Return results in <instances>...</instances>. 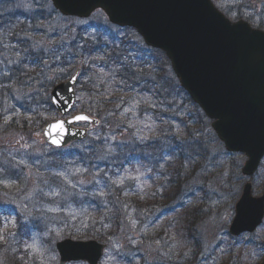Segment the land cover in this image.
I'll use <instances>...</instances> for the list:
<instances>
[{
  "label": "rangeland",
  "instance_id": "rangeland-1",
  "mask_svg": "<svg viewBox=\"0 0 264 264\" xmlns=\"http://www.w3.org/2000/svg\"><path fill=\"white\" fill-rule=\"evenodd\" d=\"M213 2L229 19L244 18L264 30V0ZM53 9L49 0H0V15L30 14L35 35L31 37L28 22L21 32L0 28V82L3 71L10 72L28 53L43 68L38 71L34 65L35 75L24 76L20 83L14 76L12 84H0V173H15L0 175V264H7L9 251L20 264H59L55 243L66 237L87 239L78 237L86 232L107 236L99 264H264V220L252 234L231 238L227 233L245 181L240 170L246 157L227 153L211 121L177 91L179 83L166 56L148 48L133 31L116 29L101 11L80 19ZM20 21L14 19L16 26ZM86 24L99 25L103 40L105 33L116 36L122 43L121 60L152 71L147 76L157 88L136 93V98L122 91L116 98L109 96L115 113L101 115L97 126L79 124L88 129L85 140L54 148L41 137L45 123L37 126L38 118H59L46 106L52 84L62 76L57 75L55 51L75 41L78 27ZM26 40L29 48L21 47ZM123 45L130 47L128 52H120ZM42 57L47 60L39 65ZM80 87L72 113L87 102ZM20 115L27 119L24 129L17 124ZM171 170L176 194L167 202L168 185L161 181ZM251 182L253 194L260 195L264 157ZM133 194L145 203H166L138 210L130 205ZM117 219L119 231L107 235Z\"/></svg>",
  "mask_w": 264,
  "mask_h": 264
},
{
  "label": "water",
  "instance_id": "water-1",
  "mask_svg": "<svg viewBox=\"0 0 264 264\" xmlns=\"http://www.w3.org/2000/svg\"><path fill=\"white\" fill-rule=\"evenodd\" d=\"M65 16L88 17L101 9L108 21L136 29L144 43L164 51L180 86L211 119L225 149L242 152L244 175H252L264 154V31L247 21L229 20L211 0H50ZM79 69L50 91V102L61 116L42 129L45 143L63 147L84 139L79 122L96 124L86 113L64 118L75 101ZM87 116V121L74 117ZM58 142V143H54ZM264 216V193L252 196L247 182L235 204L229 227L238 235L253 231ZM59 264H98L105 244L94 239L64 238L56 242Z\"/></svg>",
  "mask_w": 264,
  "mask_h": 264
},
{
  "label": "trees",
  "instance_id": "trees-1",
  "mask_svg": "<svg viewBox=\"0 0 264 264\" xmlns=\"http://www.w3.org/2000/svg\"><path fill=\"white\" fill-rule=\"evenodd\" d=\"M54 10V9H53ZM43 12V10H41ZM54 12H57L54 10ZM58 13V12H57ZM20 12V15H0V28H4L6 32H9L11 29L14 31H20L24 28L25 24L28 22L32 25V28L30 29L31 37L34 38V33L32 34L31 30L33 29V19L30 14H24ZM21 18L22 21H20L19 25L16 26L14 23L15 18ZM42 18H46V15L41 14ZM23 26V27H22ZM96 25L90 26L89 24L81 25L77 29V38L75 41L71 42L68 46L65 45L64 48L57 47L56 49V61H57V75H62L56 79V83L63 81L66 79L65 77L69 75V73H73L74 70L79 67L80 68V74L79 79L77 82V85H80L79 92L82 93L85 96V100L87 101L84 103V105L80 108V111H85L88 114L96 117L99 119L100 122V116L109 114L111 112L115 113L114 105L112 104L111 98L108 97H114L119 93L122 92H128L130 95L136 98V93L146 92L151 93L154 92L157 88V85L147 76V74H150L152 71H148L145 68L141 70L140 67L132 66V64H126L127 62L124 60H121L122 55L119 54V39L114 36L111 32L110 34L105 33V36H108L106 40L102 39L103 31H101L99 25L94 27ZM113 26V25H112ZM116 27V26H114ZM260 27V26H257ZM124 29L128 31H133L135 34V30L129 27L119 28L116 27V29ZM41 30V29H38ZM28 32V29L26 30V34ZM91 32L89 35L86 33ZM21 43V47L29 48V40L24 41ZM68 51H65L67 50ZM130 49L129 46H122L121 47V53L128 52ZM15 50H20L18 48H15ZM155 50V49H151ZM160 55L165 56V54L160 50H155ZM64 53V55H60ZM30 53L26 54L22 59H20L19 64L16 66H12L9 70L3 71L4 74L1 75V82L0 84H12L13 79L11 80V77L15 76V81L17 83H20V80L25 76L28 77V75H35L34 71V65L38 67V71H41L43 68L39 67L37 64H35V58L29 57ZM125 57H128V53L124 55ZM68 58V59H67ZM166 58V57H165ZM167 59V58H166ZM46 57L39 58V65H42V61H46ZM132 68V69H131ZM153 73V72H152ZM67 74V75H66ZM141 76L145 74L144 79H140ZM65 77H64V76ZM10 76V77H9ZM4 78L7 79V81H4ZM144 82V83H143ZM52 84V86L54 85ZM51 86V87H52ZM175 86V84H174ZM5 87H2L4 89ZM177 91L183 93L188 100L190 101V98L188 97L187 93L181 89L180 87H177ZM135 92V93H133ZM78 101V100H77ZM76 101V104H77ZM35 104L30 103V106L33 107ZM46 106L48 107V110L53 108L51 107L50 103L46 102ZM77 106V105H76ZM196 108H198L196 106ZM34 109V108H33ZM37 114L36 111H33ZM32 118V117H31ZM109 120V117L107 118ZM37 119H32V122L36 121ZM39 123L37 126V129L42 124L46 123L45 119L38 118ZM27 121L26 117L24 115H20L19 123L16 121V119H13V122H17L18 127L20 129L25 128V122ZM16 124V125H17ZM11 126H14L12 122H10ZM33 130V129H32ZM35 130V129H34ZM199 139V138H194ZM171 154L174 152V145H171ZM164 155V154H163ZM163 155H158V157H163ZM130 162V159H128ZM124 164H129L128 162H125ZM123 166V164H122ZM169 176L166 180L162 179V183L164 182L168 185V190H166L167 199L169 201H172L174 198V195L176 194L175 184L176 178L173 175ZM5 173V174H3ZM15 174L12 170L4 169L0 175L3 177L13 176ZM158 183V182H157ZM156 184V183H155ZM134 195V194H133ZM164 198V197H163ZM162 198V199H163ZM131 203L132 207L136 209H146L149 208L152 210V207L154 209L157 205L165 204L166 202H162L161 199H157L152 202H142V199L140 197V194L134 195L131 197ZM1 211V210H0ZM10 214V213H9ZM120 220L117 219V221H114V224L109 229H106L107 235H113L116 232L119 231V222ZM1 216H0V223H1ZM99 234V235H98ZM96 235H93L89 232L84 233L83 235H78V237H89V238H95L101 242H106L107 236L101 235L98 233ZM104 239V240H103ZM4 238L0 235V248L4 246V242L2 241ZM4 260L7 264H20L18 257L16 253L13 252H6L4 256Z\"/></svg>",
  "mask_w": 264,
  "mask_h": 264
},
{
  "label": "snow or ice",
  "instance_id": "snow-or-ice-1",
  "mask_svg": "<svg viewBox=\"0 0 264 264\" xmlns=\"http://www.w3.org/2000/svg\"><path fill=\"white\" fill-rule=\"evenodd\" d=\"M75 120H83V121H87L89 119V117L87 116H77V117H74ZM54 143H58V142H55ZM31 247L35 248V245H32Z\"/></svg>",
  "mask_w": 264,
  "mask_h": 264
},
{
  "label": "flooded vegetation",
  "instance_id": "flooded-vegetation-1",
  "mask_svg": "<svg viewBox=\"0 0 264 264\" xmlns=\"http://www.w3.org/2000/svg\"><path fill=\"white\" fill-rule=\"evenodd\" d=\"M228 228H229V225H228V227H227V233L229 234V232H228ZM244 234H247V233H243V234H241V235H239V236H236V237L232 236L231 234H229V235L232 236L233 238H237V237H240V236H242V235H244ZM232 237H231V238H232ZM234 241H237V239H234ZM262 250H264V247L262 248Z\"/></svg>",
  "mask_w": 264,
  "mask_h": 264
}]
</instances>
